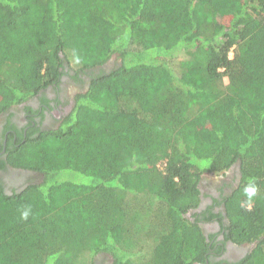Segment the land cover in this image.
I'll use <instances>...</instances> for the list:
<instances>
[{"label": "trees", "instance_id": "trees-1", "mask_svg": "<svg viewBox=\"0 0 264 264\" xmlns=\"http://www.w3.org/2000/svg\"><path fill=\"white\" fill-rule=\"evenodd\" d=\"M71 68L92 77L71 113L7 158L43 179L0 186V264H205L185 215L235 163L228 238L264 264V0H0V114Z\"/></svg>", "mask_w": 264, "mask_h": 264}, {"label": "flooded vegetation", "instance_id": "flooded-vegetation-1", "mask_svg": "<svg viewBox=\"0 0 264 264\" xmlns=\"http://www.w3.org/2000/svg\"><path fill=\"white\" fill-rule=\"evenodd\" d=\"M111 58L100 68L103 66L106 70L114 68ZM96 70L98 72L99 67ZM69 71V74L68 72L63 74L58 84L48 86L27 101L13 104L0 114V163L5 161V165L0 168V186L3 192L7 194H12L13 191L20 192L29 185L38 183L37 180L43 179L40 172L10 165L7 158L10 151L16 146L19 147L21 142H26L28 137L38 135L44 130L58 129L71 113L76 95L88 88L92 77L91 73L77 74L73 68ZM239 166L235 163L229 170L219 174L204 172L199 183L201 202L197 208L190 209L188 215H185L194 220L191 215L200 214L199 223L205 234L214 236L215 249H212L213 255L205 264H239L257 244L255 242L238 244L228 238L226 231L230 220L226 216L225 198L232 194L241 181ZM209 208L216 216L210 217ZM94 260L95 264L112 262L110 253L106 252L97 253Z\"/></svg>", "mask_w": 264, "mask_h": 264}, {"label": "rangeland", "instance_id": "rangeland-1", "mask_svg": "<svg viewBox=\"0 0 264 264\" xmlns=\"http://www.w3.org/2000/svg\"><path fill=\"white\" fill-rule=\"evenodd\" d=\"M111 59H113V63H114V65L113 66H117L120 62H121V58L117 55V54H114V55H112V58ZM0 90H3V88L1 89V87H0ZM2 97V95L0 94V98ZM65 126V125H64ZM63 126V127H64ZM28 145V144H27ZM62 173H63V176H62V178H69V179H71V180H73V181H79V182H86V181H88V180H90L91 179V177H86V176H84V175H82V174H80V173H77V172H75V171H61ZM41 180V179H40ZM39 180V181H40ZM38 180L36 181V182H39ZM188 215V214H187ZM186 215V216H187ZM192 216V215H191ZM80 256H82V255H80ZM87 257H83V262H86L87 260ZM111 259H112V262H113V256L111 255ZM111 262V263H112ZM78 264H83V263H78Z\"/></svg>", "mask_w": 264, "mask_h": 264}]
</instances>
